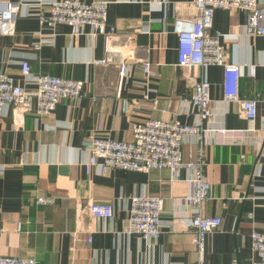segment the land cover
Segmentation results:
<instances>
[{
  "label": "crops",
  "instance_id": "crops-1",
  "mask_svg": "<svg viewBox=\"0 0 264 264\" xmlns=\"http://www.w3.org/2000/svg\"><path fill=\"white\" fill-rule=\"evenodd\" d=\"M50 1L37 6L35 0H25L14 30L0 33V72L33 89V82L24 80L20 72V63L26 60L32 76L83 80V94L62 98L45 115L33 110L20 113L14 106L0 108V256L30 257L37 264L256 261L251 233L264 230V156L260 154L264 36L245 34V11L215 9L208 34L237 35L234 41L226 40L224 47L228 58L241 66L239 95L256 100L257 114L253 121L242 118L237 104L224 99L223 68L209 66L212 115L201 124L207 132L202 168L210 193L196 210L185 200L191 186L184 167L174 176L168 169H110L102 174L93 167L88 173L84 166L91 136L130 141L133 125L147 120L198 121L188 104L192 80L188 70L177 65L173 30L176 17L197 13L193 0H109L106 23L115 34L107 42L101 35H89V26L77 36L66 24L42 27L36 13H47ZM258 3L264 5V0ZM49 34L52 41L37 47ZM106 46L111 61L99 63L107 56ZM120 62L128 64L123 78ZM144 62L150 64L148 72L142 68ZM252 66L254 75L249 70ZM218 128L241 131V141L213 142ZM195 141L192 136L186 138L181 147L183 162L197 158ZM139 195L163 199L160 233L152 246L126 232L131 199ZM38 196H51L54 201L37 205ZM88 202L111 204L113 216L91 217ZM197 211L221 218L219 228L207 235L201 255L188 226L189 217Z\"/></svg>",
  "mask_w": 264,
  "mask_h": 264
},
{
  "label": "built area",
  "instance_id": "built-area-1",
  "mask_svg": "<svg viewBox=\"0 0 264 264\" xmlns=\"http://www.w3.org/2000/svg\"><path fill=\"white\" fill-rule=\"evenodd\" d=\"M22 1L0 0L1 34H8L14 30L20 6L26 5L25 0ZM35 1L37 6H41L44 0ZM109 2V0H93L90 3L79 0H52L48 2L47 13L39 10L36 15L42 27L53 29L57 24H66L71 27V34L77 36L84 33L85 26H89V35H101L107 42L115 34V29L108 27L106 23ZM193 5L197 13L191 17H176L173 30L177 34V65L189 72L192 92L188 104L198 121L185 124L176 119L147 120L133 125L130 141L91 136L90 154L84 166L88 173L93 167H97L102 174L110 169L137 172L168 169L174 176L184 167L188 171L187 182L191 186V192L185 200L198 210L210 193V184L202 168L207 132L201 124L212 115L207 75L209 66L217 65L223 68L221 86L226 102L236 103L238 114L248 121H253L257 114L256 100L239 95L238 80L241 66L237 61L228 58L224 47L226 40L234 41L237 35L221 32L209 35L213 13L217 8L243 10L246 13L245 34L264 36V5H260L258 0H193ZM51 41L52 34H49L37 47ZM106 52V58L99 63L111 61L108 46ZM20 65L24 80L32 81L34 88L27 89L15 82L6 72H0V108L14 106L20 113L33 110L37 115H45L51 113L62 98L76 99L83 94L85 83L83 80L50 74L32 76L26 60L21 61ZM149 67V63H143L142 68L145 72H148ZM118 68L120 78L126 76L128 64L120 62ZM249 70L250 74L254 75V67H250ZM241 134L238 130L218 128L214 131L213 142L228 144L232 140L241 141ZM189 136L196 138L197 158L185 163L182 161L181 147ZM260 154L264 156V137L260 142ZM53 201L54 198L51 196H38L35 204L47 205ZM86 207L93 218L109 219L113 216V207L109 203L88 202ZM162 208L163 199L159 196H134L128 212L126 232L129 235H137L152 246L160 233ZM220 225L221 218L218 216H203L197 211L189 217L188 226L193 231V242L200 255L207 235L217 230ZM90 241L88 237L87 242ZM251 246L258 256L251 264H264V230L251 233ZM0 264H37V261L30 257L0 256ZM193 264H202V260Z\"/></svg>",
  "mask_w": 264,
  "mask_h": 264
}]
</instances>
